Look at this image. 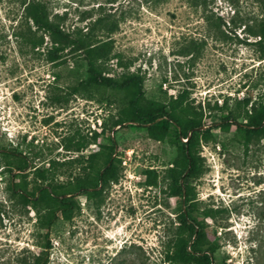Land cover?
Instances as JSON below:
<instances>
[{
  "label": "rangeland",
  "instance_id": "374dc122",
  "mask_svg": "<svg viewBox=\"0 0 264 264\" xmlns=\"http://www.w3.org/2000/svg\"><path fill=\"white\" fill-rule=\"evenodd\" d=\"M28 1L0 0V264H19L23 250L45 243L47 264H168L178 212L192 204L188 217L203 223L212 264H264V137L244 141L241 130L215 129L197 147L204 173L180 181L193 187L194 200L174 196L166 178L177 145L173 124L163 142L155 141L147 125L115 124L120 95L84 86L73 94L85 81V63L70 49L50 60L48 36L25 17ZM37 1L64 31L111 40L118 57L106 64L109 76L139 75L145 101L183 94L208 107L206 127L230 109L242 126L244 111L264 97V58L244 28L264 14V0ZM28 36L44 43L33 48ZM95 134L114 143L118 179L98 184L96 201L76 196L71 219L60 218L45 242L35 211L8 190L18 171L6 167L3 153L15 164L24 156L25 172L50 168L53 183H65L82 172L70 162L98 149L66 146ZM206 208L220 212L208 220Z\"/></svg>",
  "mask_w": 264,
  "mask_h": 264
},
{
  "label": "trees",
  "instance_id": "16d2710c",
  "mask_svg": "<svg viewBox=\"0 0 264 264\" xmlns=\"http://www.w3.org/2000/svg\"><path fill=\"white\" fill-rule=\"evenodd\" d=\"M24 14L34 27V31H40L48 36L50 53L55 52L50 57L51 61L60 59L59 53L65 49H70L71 54L82 57L86 66L85 81L71 88L73 94L80 92L84 86L91 91L120 95L123 106L118 111L115 124L120 128L124 123H135L141 127L147 125L148 135L155 141L163 142L168 137L173 124L177 145H175L172 166L166 170V178L169 180L172 194L185 202L193 201L195 194L191 185L181 184L180 181L197 179L204 173L197 147L200 142L211 141L215 129L222 133L233 131L235 134L241 130L244 141H249L251 137H264V97L254 101L250 108L244 111L246 122L241 124L242 126L236 123L239 112L230 109L217 126L211 124L206 127L207 115L204 110L208 107L201 104L195 106L193 102L184 98L183 94L171 97L166 103L145 101L143 81L139 75L127 73L119 79L109 76L106 64L118 57L113 54L111 40L104 41L81 32L70 34L64 31L58 23L49 18L47 6L41 1L26 2ZM244 28H246L245 35L254 39L253 43L260 47L264 58V14ZM28 40L33 48H38L44 43L43 36L40 38L28 36ZM200 127L203 129L195 130ZM181 139L185 142H181ZM90 144L97 146V151L72 160L70 163L79 164L82 172L65 183H53V173L50 168L37 167L25 172L29 169V165L24 156L20 155L21 158L15 164L7 152L3 153L6 167L11 165L18 171L10 178L8 190L28 212L35 211L36 225L44 232L45 242L52 227L60 218L64 221L71 219L72 212L77 208L76 196L82 195L86 199L96 201L99 197L98 184L105 185L118 179L120 160L114 156L115 145L110 139H99L95 134L88 140L81 138L66 148L68 151L79 152ZM29 187L31 190H28ZM193 209H195L194 204L178 212V225L168 241L164 254L168 264H212L213 251L207 240L203 223H196L188 217V212ZM219 212L220 210L206 208L203 215L206 219L212 220ZM22 254L19 264H47L48 244H43L35 252L23 250Z\"/></svg>",
  "mask_w": 264,
  "mask_h": 264
},
{
  "label": "water",
  "instance_id": "95a60500",
  "mask_svg": "<svg viewBox=\"0 0 264 264\" xmlns=\"http://www.w3.org/2000/svg\"><path fill=\"white\" fill-rule=\"evenodd\" d=\"M264 122V121H263ZM203 129V127H200V128H196L195 130H202ZM190 134H191V132L188 134V136H190ZM182 192H183V194H184V188L182 187Z\"/></svg>",
  "mask_w": 264,
  "mask_h": 264
},
{
  "label": "bare ground",
  "instance_id": "6f19581e",
  "mask_svg": "<svg viewBox=\"0 0 264 264\" xmlns=\"http://www.w3.org/2000/svg\"><path fill=\"white\" fill-rule=\"evenodd\" d=\"M110 235V234H109ZM113 237V236H112Z\"/></svg>",
  "mask_w": 264,
  "mask_h": 264
}]
</instances>
